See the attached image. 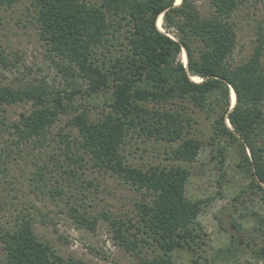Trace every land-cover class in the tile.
<instances>
[{"label":"trees","instance_id":"trees-1","mask_svg":"<svg viewBox=\"0 0 264 264\" xmlns=\"http://www.w3.org/2000/svg\"><path fill=\"white\" fill-rule=\"evenodd\" d=\"M18 1L0 0V7H13ZM200 1L182 0L176 5L177 0H34L33 4L42 39L66 56L59 70L68 82L84 79L90 96L110 93L109 110L102 118L92 120L83 112L61 128L65 147L61 150L68 152V164L73 166L63 170L62 177L82 174L78 172L85 167L82 151L99 170L142 193L143 199L136 202L138 219L104 217L115 243L144 264H177L176 254L186 249L198 254L207 232L198 221L204 201L187 194L190 169L181 164L142 168L129 163L123 149L135 133L169 145L175 159L185 163L197 160L201 139L210 133L206 142L212 148V163L220 168L221 195L225 184L240 185L229 208L231 227L225 230L231 244L250 247L256 259L264 260V215L243 213L250 203L264 207V37L258 36L249 58L233 64L238 34L231 20L247 0H210L208 14L200 9ZM160 17L164 31L158 26ZM117 45L120 54L115 53ZM105 50L110 58L104 56ZM183 51L187 65L180 59ZM232 88L236 104L231 110ZM78 92H67L66 102L45 84L18 88L0 84V139L9 133L21 146L45 136L76 108ZM20 103H31L32 110L10 124L1 110ZM205 122L211 131L201 129ZM67 127L77 129L78 136L69 137ZM236 146L239 156L233 167L229 159ZM237 176L241 181L232 183ZM57 183V194L76 198L68 191L70 183ZM71 210L81 225L96 228L98 219L81 214L72 204ZM249 217L253 226L246 223ZM0 241L7 264H84L66 260L41 240L27 214L3 231ZM147 243L158 251L151 261L141 256Z\"/></svg>","mask_w":264,"mask_h":264},{"label":"rangeland","instance_id":"rangeland-1","mask_svg":"<svg viewBox=\"0 0 264 264\" xmlns=\"http://www.w3.org/2000/svg\"><path fill=\"white\" fill-rule=\"evenodd\" d=\"M33 4L34 0H19L13 7H0V84L16 88L45 84L56 95L64 97L66 102L69 97L67 92L69 95L72 89L80 92L75 94L76 108L71 109L68 116L64 115L45 136L24 142L21 146L15 144L16 136L9 133L0 139V235L27 214L34 219L38 237L51 244L66 260L72 258L84 264H144L139 256L115 243L112 228L104 217L107 214L138 219L136 202L143 199L142 193L120 178L99 170L82 151L80 155L86 159L85 167L78 170L82 174L79 177L68 174V180L62 177V171H69L73 166L68 164V152L63 153L65 147L59 137L61 128L66 125L67 119L83 112L88 113L92 120L102 118L109 110L106 103L110 93L90 96L87 95L88 84L84 79L76 77L75 84L68 82L59 70V63L66 56L42 39ZM199 5L205 14L209 13L210 0H201ZM161 19L160 26L164 31L163 17ZM231 21L238 34L231 62L238 64L249 58L258 36L264 37V0H247L233 14ZM117 46L118 51L112 49L120 54V46ZM104 52V56L111 57L109 51ZM184 52L180 54L183 62ZM198 80L201 81L200 78ZM31 110V103H20L6 106L1 113L12 124ZM202 118L205 119L203 115ZM201 129L209 131V123L201 124ZM65 132L72 139L78 136L77 129L67 127ZM207 136L201 139L203 147L193 163L177 161L169 145L144 140L137 133L129 136L123 154L129 163L138 167L181 164L191 171L187 194L192 199L204 201L198 221L207 232L203 239L206 244L200 247L199 258L189 249L178 252L175 256L177 264H194L195 260L203 264H264V260L256 259L252 248H238L236 243L231 244L230 234L225 229L231 227L229 208L240 185L229 184L227 187L225 184V193L221 195L222 187L218 182L220 168L212 163V148L206 142ZM61 147L64 148L61 150ZM235 148L229 159L233 167L239 156L237 146ZM240 179L241 176H237L232 183ZM58 180L64 186L72 185L68 186V191L76 193L75 199L69 194L59 195L54 191ZM71 204L81 214L98 219L94 230L77 221ZM246 207L243 213L249 216L252 212L264 215V207L259 203H250ZM246 223L253 226L254 219L249 217ZM143 246V259H155L158 253L156 247L149 243ZM0 264H7L1 241Z\"/></svg>","mask_w":264,"mask_h":264},{"label":"bare ground","instance_id":"bare-ground-1","mask_svg":"<svg viewBox=\"0 0 264 264\" xmlns=\"http://www.w3.org/2000/svg\"><path fill=\"white\" fill-rule=\"evenodd\" d=\"M180 3H181V0H177L176 5L177 4L179 5ZM161 23H162V19L160 17V19L158 21V26L160 27V29H162V27L160 26ZM183 56H184L183 57L184 58V62L186 63L187 62V54H186V52H184ZM198 78L199 77H192L193 81H196V82H199ZM231 95H232V100H233V105H234L236 103V94H235V92L232 91Z\"/></svg>","mask_w":264,"mask_h":264},{"label":"water","instance_id":"water-1","mask_svg":"<svg viewBox=\"0 0 264 264\" xmlns=\"http://www.w3.org/2000/svg\"><path fill=\"white\" fill-rule=\"evenodd\" d=\"M181 1H182V0H181ZM187 62H188V60H187ZM186 65H187V63H186ZM232 91L235 92L233 88H232ZM235 104H236V103H235ZM235 104L231 107V110L234 108Z\"/></svg>","mask_w":264,"mask_h":264}]
</instances>
